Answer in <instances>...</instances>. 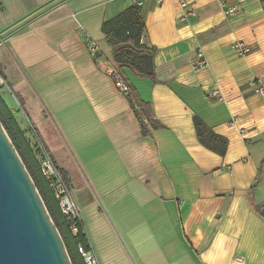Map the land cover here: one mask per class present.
<instances>
[{"label": "crops", "instance_id": "0c3cea01", "mask_svg": "<svg viewBox=\"0 0 264 264\" xmlns=\"http://www.w3.org/2000/svg\"><path fill=\"white\" fill-rule=\"evenodd\" d=\"M182 3L195 16L180 21ZM134 5L158 83L120 68L101 31ZM199 52L207 67L195 71ZM110 65L159 128L116 89ZM0 73L4 102L64 174L101 264H264V96L251 88L264 82V0H0ZM195 116L228 140L224 157L199 142Z\"/></svg>", "mask_w": 264, "mask_h": 264}, {"label": "trees", "instance_id": "16d2710c", "mask_svg": "<svg viewBox=\"0 0 264 264\" xmlns=\"http://www.w3.org/2000/svg\"><path fill=\"white\" fill-rule=\"evenodd\" d=\"M101 31L105 36L106 42L116 48L114 52V62L120 68L128 69L139 78L158 83L155 66V57L158 50L156 47H149L142 42V38L146 31V23L139 6H131L113 19L105 21L102 24ZM127 98L133 109L139 108L143 112L153 129L160 127L153 119L151 107L141 100L134 88H131V94L127 96ZM0 121L22 158L55 225L60 231L72 260V264H85L79 252V246L89 248V240L84 231L85 229L81 226L76 236L70 232L69 225L60 211L49 184L40 171L39 164L33 154V149L21 132L20 127L4 102L1 94ZM140 124L143 135L150 136V130L141 116ZM194 124L199 142L207 149L224 157L228 149V140L216 134L198 116L194 117ZM262 173L263 171L260 169L259 178L254 190L262 179ZM258 210L260 211V208H258Z\"/></svg>", "mask_w": 264, "mask_h": 264}, {"label": "water", "instance_id": "95a60500", "mask_svg": "<svg viewBox=\"0 0 264 264\" xmlns=\"http://www.w3.org/2000/svg\"><path fill=\"white\" fill-rule=\"evenodd\" d=\"M0 264H72L62 235L1 121Z\"/></svg>", "mask_w": 264, "mask_h": 264}, {"label": "built area", "instance_id": "2783aa9c", "mask_svg": "<svg viewBox=\"0 0 264 264\" xmlns=\"http://www.w3.org/2000/svg\"><path fill=\"white\" fill-rule=\"evenodd\" d=\"M158 2L162 3L163 0H158ZM181 7L185 10V13L180 18V21H185L188 20L190 17L195 16V12L192 9H189V5L187 3H182ZM236 11V8H229L227 12L228 14H234ZM231 49L236 54L241 56L249 54L251 52L250 47H248L243 42H236L232 44ZM90 52L92 54H98L99 49L95 44H91ZM205 67H207V61L204 57L203 52H199L196 58V62L193 64V69L195 71H198ZM107 71L109 75L113 77L116 89L121 94L129 96L131 94V87L117 72V69L114 66L110 65L108 66ZM7 88L8 84L3 75L0 73V94H2V92ZM251 88L258 94L264 96V82L262 80H255L253 83H251ZM212 96H218V92H215L214 94H212ZM233 124L234 123H230V125ZM32 134L33 139L32 141H30L31 148L33 149L34 157L39 164L40 171L47 183L49 184L54 198L58 203L60 211L69 225L70 232L74 236H76L79 233L80 227L83 226L84 228V224L82 221L81 212L75 202L73 193L67 184L64 174L56 164L47 146L38 138L36 133L33 132ZM241 134L245 135V130H242ZM79 252L85 264H101L98 254L93 248L90 240L89 248L79 246Z\"/></svg>", "mask_w": 264, "mask_h": 264}, {"label": "rangeland", "instance_id": "374dc122", "mask_svg": "<svg viewBox=\"0 0 264 264\" xmlns=\"http://www.w3.org/2000/svg\"><path fill=\"white\" fill-rule=\"evenodd\" d=\"M8 94V93H7ZM26 125H27V127H28V123H27V120H26Z\"/></svg>", "mask_w": 264, "mask_h": 264}]
</instances>
